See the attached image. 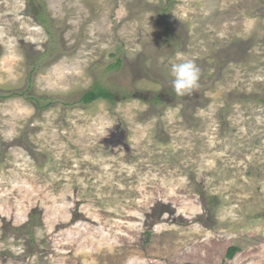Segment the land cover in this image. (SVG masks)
Segmentation results:
<instances>
[{
    "label": "rangeland",
    "instance_id": "rangeland-1",
    "mask_svg": "<svg viewBox=\"0 0 264 264\" xmlns=\"http://www.w3.org/2000/svg\"><path fill=\"white\" fill-rule=\"evenodd\" d=\"M130 257L264 264V0H0V264Z\"/></svg>",
    "mask_w": 264,
    "mask_h": 264
},
{
    "label": "trees",
    "instance_id": "trees-1",
    "mask_svg": "<svg viewBox=\"0 0 264 264\" xmlns=\"http://www.w3.org/2000/svg\"><path fill=\"white\" fill-rule=\"evenodd\" d=\"M28 1V5L29 7L32 9L37 8V3L39 2V0H27ZM170 7L167 9L164 8V11L167 12L169 11ZM33 15L37 18L38 22L44 26L46 29L49 30L50 33V25H47V19L49 20V15H46L45 12H39L38 14L33 13ZM50 22V21H49ZM123 64V60L122 58H117L116 59V64L112 65L110 67V69H120L121 66ZM128 97H124V99H127ZM105 100L106 102H108L110 105H115L117 103V101L119 100V97L117 96V94L115 93L114 90L102 85L100 82L93 85L89 90H87L82 97V102L84 104H91L97 100ZM123 99V98H122ZM31 100L37 102L38 108L41 109L42 104H41V100L31 97ZM151 104H153V106L157 107L160 106L164 103L162 97L160 95H155L152 99H151ZM50 104L48 103V106ZM38 212L34 211V213L31 214L30 216V220L27 222V224L23 227V229H30L31 227L35 226V220H38ZM235 255V249L234 248H230L228 250V257L229 258H233Z\"/></svg>",
    "mask_w": 264,
    "mask_h": 264
},
{
    "label": "clouds",
    "instance_id": "clouds-1",
    "mask_svg": "<svg viewBox=\"0 0 264 264\" xmlns=\"http://www.w3.org/2000/svg\"><path fill=\"white\" fill-rule=\"evenodd\" d=\"M201 70L193 60L172 63L170 67L171 87L178 96L190 94L199 87ZM128 264H139L137 257H130Z\"/></svg>",
    "mask_w": 264,
    "mask_h": 264
}]
</instances>
